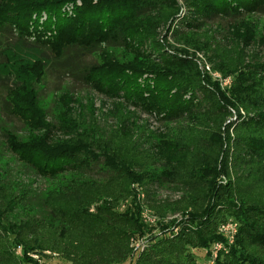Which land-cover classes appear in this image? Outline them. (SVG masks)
I'll list each match as a JSON object with an SVG mask.
<instances>
[{"label":"trees","instance_id":"trees-1","mask_svg":"<svg viewBox=\"0 0 264 264\" xmlns=\"http://www.w3.org/2000/svg\"><path fill=\"white\" fill-rule=\"evenodd\" d=\"M182 6L183 14L176 0H0V38H11L0 52V79L10 83L3 103L23 130H3L22 172L11 176L0 155V264H36L26 253L45 251L72 264H122L130 237L149 228L135 216L141 188L134 184L181 193L152 211L187 213L175 234L155 236L135 264H196L190 249L222 241L218 228L226 221L238 231L213 264H264V62L213 65L232 79L223 91L190 57L157 40L167 25L171 38L205 50L210 42L196 31L211 24L227 26L223 36L237 31L248 16L264 17V0ZM80 55L93 60L77 66ZM53 61L110 102L111 128L99 126L92 106L89 120L75 116L74 106L84 107L70 95L56 124L44 121L32 89ZM139 114L163 131L140 124ZM37 178L54 185L41 194ZM86 240L102 255L93 258ZM14 245L23 247L21 257Z\"/></svg>","mask_w":264,"mask_h":264},{"label":"rangeland","instance_id":"rangeland-1","mask_svg":"<svg viewBox=\"0 0 264 264\" xmlns=\"http://www.w3.org/2000/svg\"><path fill=\"white\" fill-rule=\"evenodd\" d=\"M176 2L180 8L179 13H185L186 9L182 6V0H176ZM224 28H227V26H221V28H219V26L211 24L194 33L200 41H204L205 43L210 42L209 45H207V49L205 48V50L202 51L197 50L193 45H188V42L171 38L169 34H166L167 25L157 29V40L164 45L166 50L176 51L183 56L190 57L202 73L207 74L211 81L217 82L221 90L227 91L226 89L232 82L231 77H224L220 72L215 71L212 66H215L216 63L230 64V62L237 60H240L245 64L252 61L264 62V17L248 16L243 23H239L235 26L237 31L229 28L227 30L228 34L226 33V35L223 36L224 32H226V29L224 30ZM246 30L252 31L253 36L250 37L248 33H245ZM239 37H241V39ZM10 41L11 38L7 37V35L6 37L0 38V52ZM80 56L82 58H78V61L75 62L77 66L88 64L89 62L91 63L93 60L91 55L84 57L83 55ZM9 86V82L6 83L0 79V155L1 158L8 160L9 173L11 176H15L14 174L22 172V168L6 151L4 147L3 130L7 129L19 134H22L23 130L21 122L8 113L6 106L3 103L5 90ZM33 88L34 89L32 90L39 93L37 97V106L43 110V113L45 114L44 121L46 123L48 122L53 126L56 124L55 112L57 108L62 107L65 102L69 100V97L66 95H70L73 99H79L84 107L79 110L74 106L73 110L75 116L80 112L81 116H84L85 119L89 120L88 117L91 113L90 108L92 106V110H94L99 126L102 129L108 130L113 126L114 121L107 116V113L112 109L110 102L103 99L97 94V92L85 88L84 83L81 82V79L77 75L74 76L70 74V72L67 73L56 61H53L52 67H50L41 78L40 74L38 75V82L33 85ZM128 109L132 111L131 108ZM231 112L234 113L233 110H231ZM240 113L243 112L240 111ZM138 116L140 117V124L144 125L146 123V127L150 130L157 132L163 131L165 125L154 121L145 115L139 114ZM234 118L235 117H230L228 121H231ZM229 135H231V131ZM94 178H97L95 174ZM35 182L36 189L41 194L43 191L54 185L50 180H42L40 178L35 179ZM33 187L35 186L33 185ZM136 187L141 188V190L137 191ZM132 188L136 189L134 190L136 194L135 203L138 206V211L135 216L142 225L149 227L148 231L151 230V232L146 231V233L142 235L135 234L130 237L128 240L129 253L122 264H135V260L139 253H142L145 250L141 251L142 248H146L152 243L155 236H171V234H175L178 229L175 224H182L184 218L187 217V213L183 214L177 207L175 210H167L165 214H159L149 208L154 203L159 206L164 205V207L165 204L176 203L181 199V193L163 190L156 185L142 187V185L139 186L134 184L132 185ZM36 202L38 203V201ZM128 202H130V200L127 202L125 201L126 204ZM99 205L100 202L92 204L89 211L93 212L95 207ZM125 209L126 207L124 210ZM39 210L41 216L45 217L48 215L47 209L42 208L41 205H39ZM116 210H122L120 209V205ZM227 222L231 223L230 221H226L225 223ZM223 224L224 223L220 225ZM222 238L223 240L220 242L223 244L221 245V250L217 251V253L216 247L214 246L215 242L210 243L205 248L190 249V253L195 258L196 264H213L214 260L220 258L221 255L226 256L233 244L226 243L224 236H222ZM84 246L86 250L90 251L93 258H98L102 255V248L99 247L95 241L86 240ZM13 249L17 257L23 255V247L21 245H14ZM213 254L215 257L213 256L214 258H211ZM26 256L36 264H72L71 261H68L62 255L53 251H45L44 254L40 255L28 252L26 253Z\"/></svg>","mask_w":264,"mask_h":264},{"label":"built area","instance_id":"built-area-1","mask_svg":"<svg viewBox=\"0 0 264 264\" xmlns=\"http://www.w3.org/2000/svg\"><path fill=\"white\" fill-rule=\"evenodd\" d=\"M237 231H238V225L235 222H231V223L227 222V223H224L223 225H220L219 227V232L222 234V236L225 237L226 243H230V244H233ZM222 244L223 243L221 242H215L214 246L216 247V253L217 251L221 250ZM144 249L145 247L142 248L141 251H143ZM213 256L215 257V255L213 254L211 258H214Z\"/></svg>","mask_w":264,"mask_h":264}]
</instances>
